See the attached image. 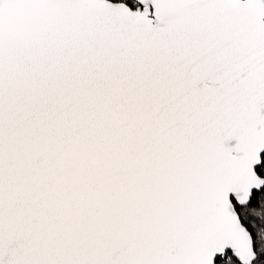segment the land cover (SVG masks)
Returning <instances> with one entry per match:
<instances>
[{
  "label": "snow or ice",
  "instance_id": "snow-or-ice-1",
  "mask_svg": "<svg viewBox=\"0 0 264 264\" xmlns=\"http://www.w3.org/2000/svg\"><path fill=\"white\" fill-rule=\"evenodd\" d=\"M0 264H264V0H0Z\"/></svg>",
  "mask_w": 264,
  "mask_h": 264
}]
</instances>
